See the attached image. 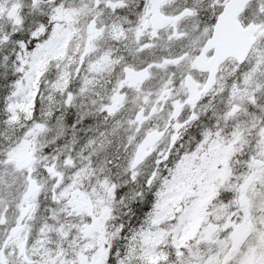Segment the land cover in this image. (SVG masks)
Here are the masks:
<instances>
[{
  "label": "snow or ice",
  "instance_id": "6c2138e0",
  "mask_svg": "<svg viewBox=\"0 0 264 264\" xmlns=\"http://www.w3.org/2000/svg\"><path fill=\"white\" fill-rule=\"evenodd\" d=\"M0 264H264V0H0Z\"/></svg>",
  "mask_w": 264,
  "mask_h": 264
}]
</instances>
